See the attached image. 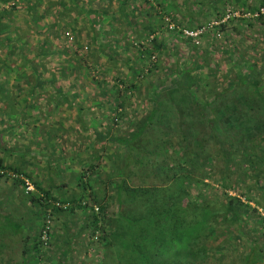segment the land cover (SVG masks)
Here are the masks:
<instances>
[{"label": "trees", "instance_id": "trees-1", "mask_svg": "<svg viewBox=\"0 0 264 264\" xmlns=\"http://www.w3.org/2000/svg\"><path fill=\"white\" fill-rule=\"evenodd\" d=\"M178 1L0 0V264H264V0Z\"/></svg>", "mask_w": 264, "mask_h": 264}, {"label": "rangeland", "instance_id": "rangeland-1", "mask_svg": "<svg viewBox=\"0 0 264 264\" xmlns=\"http://www.w3.org/2000/svg\"><path fill=\"white\" fill-rule=\"evenodd\" d=\"M197 1L198 2L201 1L200 3L204 4L203 6H201V4H198V6H197V8L201 9L203 12L207 11L206 8H210V7L217 6V5H219L220 8H229L230 7L228 4V0H217V1L216 0H189L190 3L197 2ZM179 3L180 2L178 0H172L171 10L176 9V12L181 13V14H185V13L188 14L189 13L191 15V13H194L195 10H193V8L189 4H188V6H182ZM177 8H178V10H177ZM197 14L198 13H194V17L196 18V22L202 23L204 20V17L201 15L198 16ZM207 21H213L212 17L210 16V18L208 20H206V22ZM0 187L6 189L7 185L1 183Z\"/></svg>", "mask_w": 264, "mask_h": 264}, {"label": "built area", "instance_id": "built-area-1", "mask_svg": "<svg viewBox=\"0 0 264 264\" xmlns=\"http://www.w3.org/2000/svg\"><path fill=\"white\" fill-rule=\"evenodd\" d=\"M229 18V17H227ZM203 31H186V35L192 39H197L200 37Z\"/></svg>", "mask_w": 264, "mask_h": 264}]
</instances>
